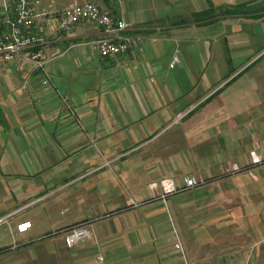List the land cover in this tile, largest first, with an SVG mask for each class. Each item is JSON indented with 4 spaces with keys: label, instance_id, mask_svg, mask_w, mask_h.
Listing matches in <instances>:
<instances>
[{
    "label": "crops",
    "instance_id": "1",
    "mask_svg": "<svg viewBox=\"0 0 264 264\" xmlns=\"http://www.w3.org/2000/svg\"><path fill=\"white\" fill-rule=\"evenodd\" d=\"M82 1L35 6L44 70L0 57V224L45 197L50 224L74 213L8 222L19 243L0 264H264V0H92L136 40L106 56L90 20L57 28ZM187 175L159 196L161 177ZM74 222L86 233L66 246Z\"/></svg>",
    "mask_w": 264,
    "mask_h": 264
},
{
    "label": "built area",
    "instance_id": "2",
    "mask_svg": "<svg viewBox=\"0 0 264 264\" xmlns=\"http://www.w3.org/2000/svg\"><path fill=\"white\" fill-rule=\"evenodd\" d=\"M11 4V14L6 13V28L0 31V57L8 60L12 57L21 56L31 62L34 67L44 70L45 59L38 48L43 40L44 25L34 21L38 14L35 6L40 0H9ZM3 10H8V2L2 0ZM81 19L90 20L97 25L101 33L89 40V45L99 56L124 52L127 47L136 40L129 34L122 33L124 21L103 10L92 0L75 2L63 7L57 17L56 25L59 30L67 31ZM47 80V75L42 82ZM232 168L237 165L232 164ZM199 178L193 175L183 176L181 181L175 182L171 176H164L159 179L160 197L175 192L182 188L194 185ZM127 205H136L132 198L126 200ZM3 217H0V221ZM29 220H21L15 224V230L21 232L29 226ZM63 242L66 246L72 245L81 239L86 231L82 222L75 223L61 229ZM174 242V246H178Z\"/></svg>",
    "mask_w": 264,
    "mask_h": 264
},
{
    "label": "rangeland",
    "instance_id": "3",
    "mask_svg": "<svg viewBox=\"0 0 264 264\" xmlns=\"http://www.w3.org/2000/svg\"><path fill=\"white\" fill-rule=\"evenodd\" d=\"M60 3H62V0H58ZM181 193H175V195H173V197H176L178 195H180ZM50 198L52 200H55L54 198L52 197H45L44 199L42 200H39L37 202H34V203H31L28 205V207H25V208H22L20 209L15 215L8 217L7 218V222H2L0 224V245L4 244V243H10L12 245H17L18 246V243H19V240H16L15 242H13L11 236L9 235L8 233V230H7V224L8 222L10 223L11 221H13L14 219L16 218H24V217H27L28 219H31L33 221V227H32V230H34V228L36 227H48L50 228L51 227V230H52V227L53 226H58L59 224H63V223H67L68 222V219H69V212H70V221L72 220V218L74 217V213H73V210L72 208L70 207V211H65L64 213H59L57 210H54L52 209L51 213V217L52 219H57L55 222H53L54 224H50L51 220L50 218H44L41 213H42V208L43 207H46L48 205V203L46 204V202H49ZM169 199H171L169 197ZM20 203V202H19ZM58 206L59 208H67V204L63 203V202H59L58 201ZM167 205V202L165 203L164 206ZM167 207V206H166ZM165 215H166V220L168 223H170V218L168 219V216H167V213L164 212ZM51 225V226H50ZM171 229V226H169V230ZM17 235L19 234H16L14 235L13 237L15 238ZM43 234H40L39 236H41ZM51 238L54 240V241H57L55 242V244H59L60 243V240H61V232H57L55 234H52L51 235Z\"/></svg>",
    "mask_w": 264,
    "mask_h": 264
},
{
    "label": "trees",
    "instance_id": "4",
    "mask_svg": "<svg viewBox=\"0 0 264 264\" xmlns=\"http://www.w3.org/2000/svg\"><path fill=\"white\" fill-rule=\"evenodd\" d=\"M75 223H78V222H74V223H71V224H69V225H67V226H71V225H73V224H75ZM67 226H65V227H67ZM64 228V227H63ZM62 229V228H61Z\"/></svg>",
    "mask_w": 264,
    "mask_h": 264
}]
</instances>
